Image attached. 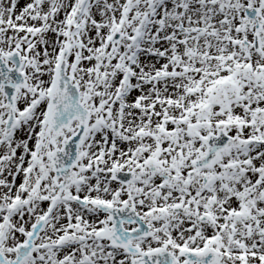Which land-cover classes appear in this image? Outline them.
<instances>
[{
	"label": "snow or ice",
	"instance_id": "6c2138e0",
	"mask_svg": "<svg viewBox=\"0 0 264 264\" xmlns=\"http://www.w3.org/2000/svg\"><path fill=\"white\" fill-rule=\"evenodd\" d=\"M0 264H264V0H0Z\"/></svg>",
	"mask_w": 264,
	"mask_h": 264
}]
</instances>
